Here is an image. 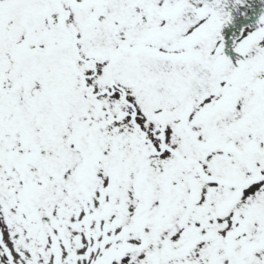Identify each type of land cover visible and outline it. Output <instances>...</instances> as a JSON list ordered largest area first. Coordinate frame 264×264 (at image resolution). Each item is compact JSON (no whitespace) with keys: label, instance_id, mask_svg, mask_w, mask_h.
Instances as JSON below:
<instances>
[{"label":"snow or ice","instance_id":"snow-or-ice-1","mask_svg":"<svg viewBox=\"0 0 264 264\" xmlns=\"http://www.w3.org/2000/svg\"><path fill=\"white\" fill-rule=\"evenodd\" d=\"M0 264H264V0H0Z\"/></svg>","mask_w":264,"mask_h":264}]
</instances>
